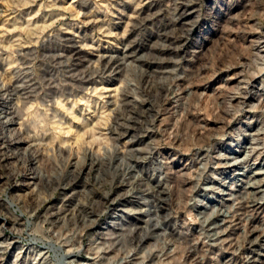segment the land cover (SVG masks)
<instances>
[{"label":"rangeland","instance_id":"obj_1","mask_svg":"<svg viewBox=\"0 0 264 264\" xmlns=\"http://www.w3.org/2000/svg\"><path fill=\"white\" fill-rule=\"evenodd\" d=\"M1 131L0 264H264V0H0Z\"/></svg>","mask_w":264,"mask_h":264},{"label":"bare ground","instance_id":"obj_2","mask_svg":"<svg viewBox=\"0 0 264 264\" xmlns=\"http://www.w3.org/2000/svg\"><path fill=\"white\" fill-rule=\"evenodd\" d=\"M69 127H70V126H69ZM71 130H72V129H71ZM69 133H71V132H69ZM67 134H68V133H67ZM0 139H4L3 131L0 132ZM6 142H7V144H8L9 147L12 146L13 144H15V142H14V141L12 142V140H8V141H6ZM80 142H81V141H80ZM41 177H42V176H41ZM38 178H40L39 175L35 174V175H34V179L37 180Z\"/></svg>","mask_w":264,"mask_h":264}]
</instances>
